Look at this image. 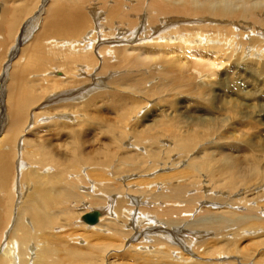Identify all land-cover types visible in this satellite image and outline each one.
Listing matches in <instances>:
<instances>
[{
  "label": "bare ground",
  "instance_id": "bare-ground-1",
  "mask_svg": "<svg viewBox=\"0 0 264 264\" xmlns=\"http://www.w3.org/2000/svg\"><path fill=\"white\" fill-rule=\"evenodd\" d=\"M110 1L108 0L107 3ZM53 3L52 6L47 7L45 17L41 18L40 15L46 8L43 11L38 10L39 12L30 18L28 17L29 19L19 26L20 33L14 35L13 42L16 39L18 44L22 41H32L31 47L34 50L31 52L34 54L36 64L39 61L42 63L43 60H50L53 64L60 63L58 66L51 65L46 68L43 65V69L37 73V76H46V82L51 80L53 83H50L51 87L58 86L56 90H60L57 92L55 90L54 95H48L49 98L46 100L50 104V111L53 112L51 114L53 117L50 119H53L54 123L59 122L61 125H67L71 123V119L74 124L75 121L78 125L86 124L81 120H84L88 114H85V110L91 103L90 98L86 99V95L93 87L95 89L104 85H109V88L113 87V92L97 90L101 92L97 96L101 95L106 98L108 95L112 101L107 103L104 101L109 104H105V106L112 109L114 114L120 107L128 111L129 118L136 116L137 113L140 114V110L148 103L146 101L143 104L142 98L148 100L152 93H156L149 88V85L152 82L161 84L162 77L180 82L175 90L172 89L178 96L183 94L184 97L190 92L196 93V90H191L195 83L188 81L186 83L191 88L181 89L182 77L184 76L186 79L190 75L189 79H193L195 82L201 76L209 79L213 74H216V67L224 66L226 62H224V57L223 59L222 57L218 58L220 55L217 56L216 53L220 51L222 52L221 56H224L226 49H229L227 56L225 55L230 63L229 66L245 64L241 65L242 69L245 68V72L242 70L240 73H236L237 84L231 87L237 86L240 82L251 80L254 85L250 87L247 85L246 95L260 94L259 100L262 106L264 104V83H260L254 78L249 79L251 71L256 69V74H261L260 77L264 81V17H262L264 1L149 0L147 2V0H126L125 3L130 5L128 8L127 5L125 7L117 0L112 5L108 4L107 11L103 13L97 6L102 3V0H55ZM101 6L105 5L101 4ZM6 10H2L0 5V23L5 25L7 23V26L10 27L12 22L8 24L10 18H8ZM145 12L148 15L146 18H144ZM117 16L121 17L120 22L116 20ZM162 16L166 19H163ZM167 17L171 18L167 19ZM143 18L148 19V22L142 24ZM150 20H159V23L151 25ZM184 22L185 26L179 25ZM8 29L11 30V28ZM134 41L151 42L153 45L132 47ZM17 48L11 43L7 52L10 53L9 57L14 54ZM130 49L137 50V54L131 53ZM234 56L237 60L236 58L231 59ZM152 66L154 67L152 68ZM247 68L249 70H246ZM23 69L26 70L25 67ZM3 70L2 67L0 72ZM24 70L20 73V77L26 74ZM120 70L124 72L115 76ZM134 72L137 73L132 74ZM98 74H102L103 77L96 80ZM224 74L226 73L222 72L220 76ZM86 76L92 79V85L86 86ZM220 79L222 81V78ZM234 82L236 81L234 80ZM214 84L219 85L220 82L214 80ZM67 87L71 90L67 91ZM231 87L228 88L227 84L223 83L221 97L228 96V90H231ZM117 88L121 90L120 93L116 92ZM46 90L49 91L48 88ZM17 91L24 95L30 92L29 89L22 86ZM220 92L222 91H214L215 95ZM199 94L203 98L202 100L207 103L208 99L204 100V98L209 96V92L202 89ZM34 96L32 95V97ZM26 97L20 100L24 101V104L18 102L19 105L23 104L24 106L25 102H28L27 98L30 97ZM7 98L10 97L7 95ZM187 98L183 99L187 100ZM1 100L3 101L0 98ZM178 102L180 105H184L182 102ZM42 104L41 108H47L45 104ZM263 111L264 107L258 108L257 115L264 114ZM31 114L30 112L25 117L22 110L16 111V114L11 115L7 124L4 123L6 121H2L3 117L0 115V131L3 130L4 133H7L1 134L2 132H0V264H200L203 256L199 255L198 247L201 248L204 244L207 246L206 242L213 237L210 230L215 231L214 237L220 238L223 230L228 228L225 223L226 218L221 220L212 218L210 215L202 219L203 223L189 222V214L197 204V206L201 204L198 197L192 196H187L192 198V201H190L191 199L186 200L188 201L187 207L193 203V206L189 208L190 211L186 210V206L180 204L184 198L183 195L186 196L187 179L185 182V178L182 179L180 173L182 169L179 171L173 169L175 172L169 171L168 167L166 169L164 161L167 160L152 167V164L150 165L146 161L147 158L144 160L145 154L137 152L138 154L133 158H130V154H126L124 157L122 156L121 160L125 158L131 163L125 164L120 160L113 171H108L109 174L106 170H100L101 165L98 166L99 169H97L98 167L92 169L85 167L86 170L83 165H80L79 168L77 166L74 168L75 171L69 170L66 166L59 169L55 167L56 172H51L48 167H41L42 163L38 164L39 161L36 162L39 165L38 168L33 167L34 163L32 162L35 161L34 159L32 161L31 156L37 153V158L41 162H46V156L50 157L51 155L46 154L47 152L43 150L45 148L41 150L42 153L36 151L38 149L34 150L30 141L25 138V133H30L26 125L31 121L34 124L35 115ZM237 115L239 116L240 113ZM139 117L136 120H139ZM121 120H124L125 123L117 131V137L113 139L118 138V142H120L125 138L129 139L130 136H137V134L127 133L129 127L134 128V131H140L139 139L136 140L137 142L133 139L127 143L130 142V145H134L137 150L139 145L142 146L141 144L145 143L141 139L149 138L150 128L148 130L144 128L143 131L142 129L136 130V121L132 128V124L130 125L127 118ZM23 122V125L26 124L25 128L22 126ZM152 122L154 123V119ZM32 127L31 124L29 128ZM250 128L253 130L257 128V125H250ZM262 130H264V125H262ZM46 131L48 130L44 129V132ZM33 132V136H40L38 130ZM241 133L238 132V134ZM74 134L77 133L74 132ZM79 134H77L78 139L81 137ZM240 139L245 142L247 147H253L249 141ZM27 143L28 148H26ZM234 146L229 145L228 148ZM235 147L237 148V146ZM168 149L172 150V148ZM219 156L224 158L219 159L221 160L220 168L232 179H240L248 171L257 169L254 165L236 166V161L239 165H242L243 161L239 159L235 161L231 155L225 156L224 152H219ZM89 159L87 162L92 160L90 163L96 164L93 159ZM28 160L31 163L27 162ZM52 160L54 159L52 158ZM57 160L60 163L59 159ZM102 160L104 161L106 158ZM52 163L56 164V161ZM51 166L49 167L53 168ZM198 166L202 165L198 164ZM207 168L214 171L215 164L208 163ZM172 181L174 182L171 183ZM161 185L168 187V191L164 192ZM213 199L220 201L222 198ZM186 201L185 203H187ZM159 203L165 204L160 208V211H158ZM137 205L140 207L137 208ZM89 209L91 210L89 211ZM95 210L98 212L97 221L95 223L85 222L83 216ZM177 212L180 216L182 215L181 218L174 217ZM238 214L240 215V213ZM58 216L62 219L63 224L61 225L56 224ZM185 219H188L186 222H189L187 229L180 226ZM263 222L261 215L245 213L235 219L234 223L238 228L232 234L238 237L241 235L242 237L247 236V238L255 237L262 231ZM174 225L180 226V228L178 229ZM168 226L174 227L168 228ZM77 229L82 231L78 232ZM225 238L223 237L220 242H224V246L227 247L230 242ZM254 239L258 241V238ZM93 242L96 243L92 244ZM64 244L67 248L64 247ZM263 244L259 242L250 244V249L253 252H258L259 247ZM121 248L123 249L121 250ZM178 248H183V252H180ZM83 250H86L88 255L92 254V257L100 252L98 250L105 252L99 253L97 257L95 256L96 258L94 257L95 259L92 257L86 259L87 256L85 257ZM224 252V255L233 253L232 258L235 255L231 245ZM242 254L247 259L240 258L237 261L239 264H244L245 260L251 261L249 250H244ZM100 255L101 260L99 259ZM30 258H33V261ZM247 263L249 264V262ZM206 264L221 263L215 261L206 262Z\"/></svg>",
  "mask_w": 264,
  "mask_h": 264
},
{
  "label": "rangeland",
  "instance_id": "rangeland-1",
  "mask_svg": "<svg viewBox=\"0 0 264 264\" xmlns=\"http://www.w3.org/2000/svg\"><path fill=\"white\" fill-rule=\"evenodd\" d=\"M0 1H1L0 5L2 7V10L4 9L5 11L7 9L6 11L8 14V18H10L8 24L12 22V26L10 27L7 26V23L6 25L4 23H0L1 24L0 25V37H1L0 38V41H1L0 42V69L2 67L4 69L2 71L4 73L0 72V84H1L0 85V98L3 99V101L2 100L0 101L1 102L0 104L2 105V106L0 105L1 106L0 115L3 117L1 118L2 121H6L4 122L5 124H7L10 121V117L12 114H16V111L19 112L20 110H22L23 116L25 117L27 116V114L29 115L30 112L35 115L34 124L31 121V123H28L29 125L25 124L27 126L26 127L25 125H23L24 122L22 123L23 128L26 127L28 129V132L31 133V134L25 133L26 137L25 136L24 137L26 138V140L30 141L29 143L30 145H32V148L34 147L33 148L34 150L38 149L36 151H40V153H42L41 150L45 148L43 150L47 152L46 154H49L51 156L50 157L46 156V162L44 161L41 162V160L37 158V153L34 156H31L32 161L33 159L35 161V162H32L34 163L32 164L33 167L38 168L39 165H37V163L39 161L40 162L38 164L42 163L41 167H46V168L48 167V169H50L51 172L55 171V167L59 169V168H64V166H66L67 168H69V170L75 171L74 168L76 166L79 168L80 165L84 166L83 167L84 170H86L85 167L92 169V168H95L101 165V167L99 166L100 170L101 171L106 170V172L109 174L108 171L110 172L113 171V168L118 166L122 156L124 157L126 154H130V158H133L138 154L137 152H141L145 154L146 156L144 160H146L147 158L146 161L148 162V164L150 165L152 164V167H154V165H157L158 163H163L164 160H167V161H164V166L166 165L165 167L166 169L168 167L169 171H172V172H175V170L179 171L182 169L180 171L181 177L182 179L185 178L184 182L187 179L186 184H188L187 185L188 188L185 189L186 196L183 195V197L184 198L186 197V198L185 199L183 198V200L180 201V204L184 207L185 206L187 207L188 201L186 200L191 199L190 201H192V198H188L189 196L198 197L199 202L201 204L199 206H197L198 205L197 204L196 207L189 214V217H188V219L190 218L189 222L203 223L204 220L202 219L207 217V215L208 216L210 215V217L212 218H218L221 220L226 218L225 223H226V227L228 228H226V230H223L222 237L220 238L214 237L215 231L211 229L210 232L213 233L211 234V236L213 237H211L206 242L207 246H205L204 244L202 245L201 248L198 247L199 255L203 256V257L201 256L202 260L200 264H206V262L211 263L215 261H218L221 264H239L237 261H239L240 258L247 259V257L244 254H242L244 250L250 251L249 259H251V261L245 260L244 264H248L247 262H249V264H264V244L259 247L258 252H253L250 249V244H253V243L256 244V242L264 243V227L262 228V231L256 234L255 237L247 238V236L242 237V235L241 237H238V236H233L232 234L233 231L238 228L236 223H234L235 219L238 218V216L244 215L245 213L246 214L250 213L254 215L257 214L259 216L261 215V218L264 221V207H263L264 205V171H263L264 170V130H262V125H264V114L257 115V109L260 107H264V104L262 106V103L259 100L260 94L259 95H255V94L246 95L247 85H249V87L254 85L251 80L247 82H240L238 83L237 86L233 88L231 87L237 84V77H235L237 76L236 73H240L242 70H244L245 68L242 69L241 65H245V64L240 63L239 65L236 64V65L229 66L228 64L230 63L226 59L229 49H226V51L224 52V56H221L222 52L220 51L217 52L216 53L217 56L220 55L218 58L222 57L223 59L224 57L225 59L224 62L225 61L226 62L224 66L220 65L216 67L215 75L213 74V76L209 77V79L206 78L205 76H201L199 80L198 78L196 79V82L193 79H189L190 75L186 79L184 76L182 77L183 82H182L181 89L191 88V86L187 84L186 81L195 83L194 87L191 90L193 91L196 90V93L190 92L189 93L190 95L189 94L187 96L184 95L185 98L188 97L187 100L183 99L184 98L182 96L183 94H181L182 96L181 97V96H178L176 92L172 91V89L174 88L175 90V87H177V85L180 83L178 80H175V79L172 80L171 78H168V77H162L163 79H162L161 84H155L154 82H152L151 85H149L147 83V85H149V88L153 89L156 93L155 94L152 93L151 96L148 98V100L144 99L145 100L144 101L142 98L141 102L143 104L146 101L148 103L145 105L143 109L140 110L139 115L137 113L136 116L134 115V116H131L130 118L127 113L128 111L123 110L120 107L117 108V112H116L117 115H116L113 113L112 109H109L108 107L105 106L107 102L112 101V98L108 97V95L106 98H103V96L101 97V95L97 96L98 94L101 93L97 90H101V91L108 90L110 92H113L112 90L113 87L109 88L108 87L109 85L99 86V88L97 89L93 87L90 93L86 95V99L90 98L89 100L91 103L89 108L87 107L88 109L86 108L85 110V114L87 113L88 114L85 117L83 116L84 120H81L82 122L86 124L78 125L77 121L75 120H74L75 121V124H74V122H72V120L70 119V122H71L70 124L61 125L59 124V122L54 123V120L50 119L51 117H53V115H51L53 114V112L50 111V106H49L50 104L46 102V100L49 98L47 97L48 95L49 96L51 94L54 95L57 91H60V90H56L58 86L51 87L50 83L52 81L49 80L48 82H46L47 80L46 76H37L38 75L37 73L40 72L41 69H43V65L45 66L44 68H46L47 66H51V65L58 66L60 63L58 61H55L58 63L53 64V62L50 60L49 61L43 60L42 63L39 61L36 64L34 54H32L34 50L33 47H31L32 41H29V42L22 41L21 43H19L20 45L18 44L17 39L13 42L14 37H15L14 35H16L18 32L20 33L19 26H21V24H23L25 20H28L32 15H35L39 11L41 10L43 11L46 8V10L42 13V15H40L41 18L45 17V13L48 9L47 7H49L50 5L52 6V4L55 3V2L53 3V1L55 0L53 1L52 0H29V1L28 0H0ZM2 1L4 2L2 3ZM114 1H117V0H111L109 3H107L108 0H102V3L98 4L97 6L98 8L101 9V12L103 13L104 11H107L108 4L112 5ZM148 1L149 0H147V2ZM261 1H264V0H259V2ZM118 2L120 4H123V6L125 7L127 5V3H125L126 0H123V1L118 0ZM131 2H134V1H131ZM101 4L105 5L106 7L101 6ZM132 4L134 5V3ZM87 6L89 5L87 4ZM127 6L129 8L130 5H127ZM24 15H26L27 17ZM144 15H145L144 18L148 17L146 12L144 13ZM262 17H264V15ZM162 18L166 19V17L164 18L163 16ZM168 18L169 17H167V19ZM116 20L120 22L121 17L117 16ZM133 20L135 21L134 18ZM147 20L148 19H144L142 20L141 23L145 24L146 22H148ZM158 21L159 20H155V21L150 20L149 22L151 23V25H156L157 23H159ZM184 24L185 22L181 24L179 23V25H182V26H185ZM8 28H11V30ZM129 29L132 30L133 28H129ZM1 35L2 36L4 35L3 37L5 39ZM11 43H13L14 46H17L18 48L17 50H15L14 54H11V56L9 57L10 53H7V52H8V49ZM132 44H133L131 45L132 47L141 46V45L150 47L153 45V43L151 42L142 43L141 41L139 42L134 41ZM3 47H6V48L4 49ZM2 48L4 49L5 52L2 50ZM129 51H131V53L133 54H137V50L130 49ZM235 58L236 57L234 56L231 59L234 60ZM24 67L26 70L23 69ZM153 67L154 66H152V68ZM23 70L25 71L24 73L26 74L24 75L22 73L23 75L22 77H20L21 75L20 73ZM246 70H249V69L247 68ZM122 72L124 71L120 70L117 74H115V76L118 74H121ZM222 72L226 74L220 76V73ZM135 73L137 72H134L132 74H135ZM250 76H249V79L254 78L256 81L260 83H264V81L260 77L261 74L260 75L256 74V69L255 70L253 69L251 71ZM100 77H103V75L98 74L96 80H98ZM219 77L222 78V81L224 82H222ZM155 80L157 81V79H154V81ZM210 80L213 82H211ZM214 80L219 81L220 84L215 85ZM234 80L236 82H234ZM92 82H93L92 79L86 76L85 78L86 86L92 85ZM223 83H226L228 88L231 87V90L230 89L228 90L229 95L226 97L225 96L221 97V95L223 94L221 85ZM45 85L46 87L48 86L47 88L49 89V91L46 90L47 88L45 87ZM81 85H84V84L81 83ZM20 86H22L23 88L26 87L27 89H29L30 92L27 93V95L29 94L30 96L24 95V93H18L17 89ZM202 89H205L209 92V96L204 98V100L208 99L207 103L206 101L202 100L203 98H201L199 94V91ZM70 90L71 89L67 87V91H70ZM116 90H117L116 92L118 93H120L121 91L119 90V88H117ZM217 90L222 91V92L215 95L214 91H217ZM2 93L4 96L2 95ZM7 95L10 98H7ZM32 95H35V96L32 97ZM24 96L25 97L27 96L30 98L26 97L28 99V102L26 101L25 105L23 106L24 101H20V100H22L23 98L25 99ZM104 101H106V103H104ZM178 101L182 102L184 105H180ZM18 102H21L23 104L19 105L20 103ZM41 103H43L42 105L45 104L47 108L45 109L41 108ZM106 105H109V104H106ZM96 107H98L99 109ZM182 108H185V109H182ZM242 111L244 112L243 114L241 113ZM238 113H240L239 116L237 115ZM138 116H140L139 120H136ZM54 117H56L55 114H54ZM123 118H127L130 125L132 124V128H133V123L136 121L137 122L135 125L136 130L142 129L143 131L144 128H147L146 130L150 128L149 130H151L149 131L150 132L148 136L149 138L144 137L141 139L142 142L144 141L145 143L144 144L142 143L141 144L142 146L139 145L137 147V150L135 149L134 145L132 144L130 145V142L127 143V141H131V140L133 141V139L135 140V142H137L136 140L139 139L138 135L140 134V131L136 132L134 131L135 130L134 128L133 130L131 129V127H129L127 133L137 134V136H133V137L130 136L129 139L125 138V140L123 139L120 142H118V138L113 139L114 137H117V131L125 123L124 120H121ZM153 119H154V123L152 122ZM151 123L154 125H150ZM31 124L33 125L34 128L33 127L29 128ZM254 124L257 125V128H254L252 130L250 128V125H254ZM44 129H47L48 131L44 132ZM35 130L39 131L40 136L39 135L33 136V133H34L33 131ZM0 132H2L1 134H7V133H4L3 130ZM74 132H76L77 134L80 133L79 134L81 136L80 139H78V135L74 134ZM238 132H242V133L238 134ZM164 133H166L167 135H165ZM240 138H243L244 140L249 141V143L252 144L253 147H247L245 145V142ZM172 140L173 142H171ZM163 143L164 145H162ZM26 145H27L26 148H28V143ZM229 145H235L237 146V148L235 146L232 148L231 147L228 148ZM168 148H172V150ZM155 149H158V150H155ZM153 151H155V153H153ZM219 152H224L225 156H228V154L231 155L235 161L239 159L244 162V163L242 162V165H239L237 164V161H236V166L244 167L248 165H254V167H257L256 170L258 172L256 170L248 171L244 177L240 179L237 178L236 180L234 178L233 179L230 178L228 175H226L227 173L223 171L222 168H220L221 160L219 159L221 158L224 159V158L222 156H219ZM52 158L54 160H52ZM89 158L93 159V161H95L96 164L92 165L91 164L92 160L87 162V160H90ZM105 158L106 160L103 161L102 159H105ZM57 159H59L60 163L57 162L58 161ZM48 161L49 162L56 161V164L52 162H50L51 163L50 164ZM63 161H65L64 164H62ZM121 161L122 163H125V164L131 163L129 162V160L125 158L122 159ZM27 162L31 163L30 160H28ZM105 162H108V163H105ZM102 163L104 164L102 165ZM208 163L215 164L214 171H210L207 168ZM61 164H62V167L60 166ZM198 164L202 166H198ZM51 165L53 166V168L49 167ZM99 167L97 169H99ZM173 182L174 181H172L171 183ZM161 186L164 192L168 191L169 189L168 187H166L165 185L164 187L163 185ZM136 196L138 197V195ZM216 197H220L222 199L220 201L219 200L215 201V199L213 198H216ZM185 201L187 203H185ZM192 204L193 203H191L190 207L193 206ZM164 206L165 204L159 203L158 211H160V208ZM138 207L140 206L137 205V208ZM190 207H187L186 210L190 211L189 209ZM90 210L91 209H89V211ZM155 210L157 212L156 208ZM238 213H240V215ZM181 216L177 212V214L174 217L181 218ZM215 216H218V217H215ZM188 219H185V221H183L185 223L183 222L181 223L180 226L183 229H187V224H189V222H186V221H188ZM122 220H125V219H122ZM56 224L57 225L63 224L62 219L59 218V216L56 219ZM174 226H168V228H173ZM180 226H176V227L179 229ZM65 229L67 230V228ZM77 231L81 232L82 230L77 229ZM188 231L191 232L192 230H188ZM223 237L224 238L228 237V238H225L226 241L230 242V244H228L227 247L224 246V242H220L223 239ZM254 238H258V241L255 240ZM95 243L96 242H93L92 244H95ZM230 245L233 247V250L235 251V255L233 258L231 257L233 253L231 254L228 253L227 255H224L225 253L224 250L230 247ZM64 247L67 248L65 244H64ZM98 248L100 249V247ZM122 249L123 248H121V250ZM178 249L180 252H183L182 251L183 248H178ZM83 251H85L84 252L85 257L87 256L86 259H88V257L90 258L92 257V254H90L91 255L90 256L86 253V250H83ZM98 252L100 254H103L105 251L98 250ZM99 253H96L94 257L95 256L97 257ZM94 257H92V259L96 258ZM99 259L101 260V255ZM30 260L33 261V258H30ZM196 261H199V260H196Z\"/></svg>",
  "mask_w": 264,
  "mask_h": 264
},
{
  "label": "water",
  "instance_id": "water-1",
  "mask_svg": "<svg viewBox=\"0 0 264 264\" xmlns=\"http://www.w3.org/2000/svg\"><path fill=\"white\" fill-rule=\"evenodd\" d=\"M97 218H98L97 211L87 213L83 216V220L87 223H95L97 221Z\"/></svg>",
  "mask_w": 264,
  "mask_h": 264
}]
</instances>
